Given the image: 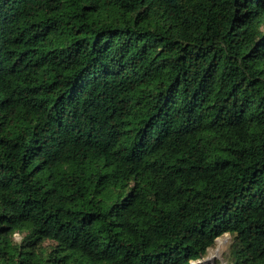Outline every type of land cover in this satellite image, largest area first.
Masks as SVG:
<instances>
[{
  "label": "trees",
  "instance_id": "16d2710c",
  "mask_svg": "<svg viewBox=\"0 0 264 264\" xmlns=\"http://www.w3.org/2000/svg\"><path fill=\"white\" fill-rule=\"evenodd\" d=\"M223 234L264 264V0H0V264Z\"/></svg>",
  "mask_w": 264,
  "mask_h": 264
},
{
  "label": "rangeland",
  "instance_id": "374dc122",
  "mask_svg": "<svg viewBox=\"0 0 264 264\" xmlns=\"http://www.w3.org/2000/svg\"><path fill=\"white\" fill-rule=\"evenodd\" d=\"M14 238L15 240H19L20 237L19 235L15 234ZM217 239H220L225 244V247L220 253L219 252L216 253L219 245V241H217ZM228 243H229L228 234H223L220 237L216 238L214 246L208 248L206 255L202 259H200V263H196V264H226L225 253L227 251ZM213 250L216 252H214Z\"/></svg>",
  "mask_w": 264,
  "mask_h": 264
},
{
  "label": "bare ground",
  "instance_id": "6f19581e",
  "mask_svg": "<svg viewBox=\"0 0 264 264\" xmlns=\"http://www.w3.org/2000/svg\"><path fill=\"white\" fill-rule=\"evenodd\" d=\"M217 241H219V245H218V249H217V252L216 251H214V252H216V253H220L222 250H223V248L225 247V244H224V242L223 241H221L220 239H217ZM217 248V247H216ZM217 255V254H216Z\"/></svg>",
  "mask_w": 264,
  "mask_h": 264
},
{
  "label": "built area",
  "instance_id": "2783aa9c",
  "mask_svg": "<svg viewBox=\"0 0 264 264\" xmlns=\"http://www.w3.org/2000/svg\"><path fill=\"white\" fill-rule=\"evenodd\" d=\"M203 258V257H202ZM202 258H199V259H196V260H190L189 261V264H196V263H200V259Z\"/></svg>",
  "mask_w": 264,
  "mask_h": 264
}]
</instances>
